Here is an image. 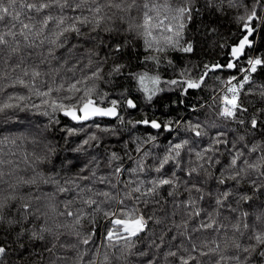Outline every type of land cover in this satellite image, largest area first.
Segmentation results:
<instances>
[{"label": "snow or ice", "instance_id": "1", "mask_svg": "<svg viewBox=\"0 0 264 264\" xmlns=\"http://www.w3.org/2000/svg\"><path fill=\"white\" fill-rule=\"evenodd\" d=\"M197 3L0 0L3 124L31 111L48 119L43 129L36 126L40 134L59 125L62 114L76 125L62 129L65 139L86 133L73 152L97 148L73 173L65 161L57 170L55 148L36 135L31 143L39 150L23 155L30 175L19 174L12 159H0V258L27 236L48 253L33 250L29 255L39 256L33 264H132L133 257L142 264H264V49L257 52L251 39L264 28V0H205L218 13L233 12L234 39L219 44L225 62L178 66L169 53H194L186 31L200 11ZM137 42L144 55L132 70L128 49ZM162 65L172 78L162 76ZM224 70L235 74L208 83L210 74ZM122 77L130 87L102 90L101 84L117 87ZM205 86L208 99L190 105L193 112L207 109L203 119L144 113L125 122L121 114V108L137 109L133 92L150 102L166 88L184 97ZM118 127L125 129L119 149L100 152L98 133L117 136ZM16 143L15 134L0 136V144ZM149 206L155 207L146 215ZM149 223L147 248L139 251Z\"/></svg>", "mask_w": 264, "mask_h": 264}, {"label": "trees", "instance_id": "2", "mask_svg": "<svg viewBox=\"0 0 264 264\" xmlns=\"http://www.w3.org/2000/svg\"><path fill=\"white\" fill-rule=\"evenodd\" d=\"M249 4L252 3V0H247ZM200 8V11H194V19L188 25L186 36L188 39H193L195 43V51L192 54H182L179 52H170L169 55L173 58L178 66H183V62L185 61H193V62H204L207 61L209 63L220 60L222 63L225 62L221 57V49L219 48V44L223 39H227L231 42L234 37L232 33L236 29V24L232 19L233 12L230 10H225L223 13L216 12L215 8H209L205 4V0H198V3L195 5ZM264 15V13H262ZM210 29H215V32H210ZM254 41L256 51L259 52L261 49H264V28L258 29L251 37ZM135 47L136 51L133 52L132 48ZM103 54V53H101ZM144 55L142 47L137 42L132 45L128 49V56L132 61V70H135L137 67H141L142 64L137 58L138 56ZM148 67H152L148 65ZM161 74L165 79L172 78L173 72L170 67L167 65H162ZM229 74H235L234 72L224 70L221 72H216L210 74L208 83L212 84L214 76L219 75L226 77ZM256 82L260 81V76L255 77ZM253 85H248V87H252ZM124 87H130V81L125 80L123 77L117 81V87L112 88L107 85L101 84V88L104 91L116 92L122 90ZM206 90H189L186 96L182 97L180 95L179 89H167L161 93H158L157 96L153 97L152 101H145L140 93L133 92V98L137 102L136 110H128L121 108V114L125 116V122L129 119H140L147 113L150 117H158L161 120L167 119L168 117H173L174 119H184L187 120L189 118H193L199 116L201 119L204 118V113L207 109L198 110L193 112L190 108L191 104H203L208 97L210 96V90H207V86H205ZM183 99L185 102L182 104L179 101ZM255 107H260L259 104L255 105ZM143 109V112L141 111ZM250 111L253 108L250 106ZM18 116L17 121H10L9 126H5L2 122V118H0V136L12 133L17 137V143L15 146L12 145H4L0 144V159H12L15 163L19 165V174L21 175H30L31 170L27 168L26 164L23 161V155L25 151L31 152L36 148L35 145L31 143V139L33 135L37 136V139L44 138L47 141L51 142V145L55 148V153L53 155V159L57 165V170L59 169V165L61 161L70 162L71 168L69 169L70 173L75 172L79 167L82 166L80 163L81 160L87 162V157L90 158L92 155H96L97 148L91 147L86 148V153H75L72 151L73 148L79 143L81 139L84 138L86 133H80L75 136L68 137L66 133L62 131V129L67 126H76L74 122L69 121L67 118L62 115H58V119L60 120L59 125H55L50 127L48 130L37 134L36 126L39 125L40 129L44 128V125L48 123V119L43 117L37 113L31 111L25 112H17ZM93 120L98 119L95 118ZM106 123H111L112 125L117 124V120L114 119H105ZM15 125V126H13ZM83 126V125H81ZM127 127V125H125ZM88 127H91V122H89ZM141 131L144 129V126H139ZM87 131V129H86ZM125 129L117 128L118 135L112 136L110 134H100L102 138V146L98 147L100 152L104 151V147H109L110 150H118L120 135L123 134ZM152 131V134H156L155 130ZM139 134V133H137ZM260 139L259 136L256 137ZM127 139V136H125ZM161 144L166 142L165 138H161L159 141ZM67 168V163H66ZM27 169V170H26ZM45 171L49 169L45 168ZM61 176L65 173L61 172ZM27 190V189H26ZM45 191H52V188L46 187ZM166 192V190H165ZM155 206H149L146 212V215L152 214V208ZM98 224H103V218L98 217ZM87 224V221H85ZM149 231L145 233L144 236H141L140 240L144 242L145 247L139 248V251H144L147 248V238L150 236V233L153 229V225L149 223L148 225ZM90 230V229H89ZM5 232L0 230V243L4 242ZM101 238V230L98 229L96 233V242L99 243ZM11 240V237H9ZM18 244H24L25 247L23 249L18 248ZM139 245V242H137ZM40 253L43 252V242L33 241L29 242L28 237L25 236L22 240L13 241L11 243V248L9 254L0 258V264H33L34 261L39 259L38 255H29V253L33 252ZM44 256L47 258L48 253L43 252ZM232 254V253H229ZM151 258V257H149ZM142 259L140 257H133L132 264H142Z\"/></svg>", "mask_w": 264, "mask_h": 264}, {"label": "water", "instance_id": "3", "mask_svg": "<svg viewBox=\"0 0 264 264\" xmlns=\"http://www.w3.org/2000/svg\"><path fill=\"white\" fill-rule=\"evenodd\" d=\"M62 115V114H61ZM93 119H95V118H93ZM105 119H114V118H105ZM75 123V122H74Z\"/></svg>", "mask_w": 264, "mask_h": 264}]
</instances>
